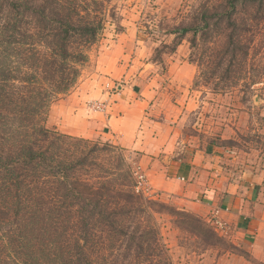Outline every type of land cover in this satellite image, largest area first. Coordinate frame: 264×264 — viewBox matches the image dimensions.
I'll use <instances>...</instances> for the list:
<instances>
[{
    "label": "trees",
    "instance_id": "trees-1",
    "mask_svg": "<svg viewBox=\"0 0 264 264\" xmlns=\"http://www.w3.org/2000/svg\"><path fill=\"white\" fill-rule=\"evenodd\" d=\"M261 2L229 0L228 21L235 26L237 3ZM102 6L0 0V264H172L156 215L201 224L149 196L124 150L44 124L81 74ZM238 41L225 73L247 53Z\"/></svg>",
    "mask_w": 264,
    "mask_h": 264
},
{
    "label": "rangeland",
    "instance_id": "rangeland-1",
    "mask_svg": "<svg viewBox=\"0 0 264 264\" xmlns=\"http://www.w3.org/2000/svg\"><path fill=\"white\" fill-rule=\"evenodd\" d=\"M100 1L103 29L88 48L76 83L54 98L45 126L91 143L116 145L136 169L141 186H148L137 168L139 154L116 143L107 124L118 96L145 97L147 87L151 103L159 99L183 108L171 112V123L181 133L176 149L164 152L168 156L187 155L184 145L191 155L203 152L206 158L217 147L235 157L238 170L242 157L251 169L264 167V0L237 3L235 26L227 17L229 0ZM183 28L188 31L181 34ZM238 40L237 50L247 53H238L237 69L225 73ZM227 74L231 77L222 79ZM145 111L150 115V108ZM219 165L228 172L229 158ZM147 188L149 196L180 208L175 196ZM186 212L201 224L156 215L172 264H230L232 255L243 250L218 214Z\"/></svg>",
    "mask_w": 264,
    "mask_h": 264
},
{
    "label": "crops",
    "instance_id": "crops-1",
    "mask_svg": "<svg viewBox=\"0 0 264 264\" xmlns=\"http://www.w3.org/2000/svg\"><path fill=\"white\" fill-rule=\"evenodd\" d=\"M144 91L145 97L118 96L112 103L107 118L112 138L125 151L139 154L137 168L155 193L175 196L181 210L200 215L212 211L222 217L226 230L233 233L232 241L243 247L230 264H264V167L251 169L242 157L238 170L228 150L213 146L206 158L203 152L191 155L184 145L181 149L187 155L168 156L164 152L176 149L181 133L171 123L177 106L160 104L159 99L151 103L150 89ZM167 143L172 147L165 148ZM225 157L231 165L228 172L219 165Z\"/></svg>",
    "mask_w": 264,
    "mask_h": 264
}]
</instances>
